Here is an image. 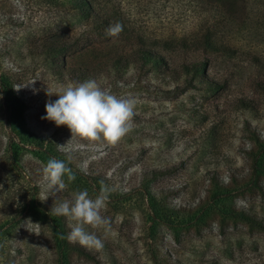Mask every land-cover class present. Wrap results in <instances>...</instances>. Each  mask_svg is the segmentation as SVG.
I'll return each mask as SVG.
<instances>
[{
	"label": "rangeland",
	"instance_id": "obj_1",
	"mask_svg": "<svg viewBox=\"0 0 264 264\" xmlns=\"http://www.w3.org/2000/svg\"><path fill=\"white\" fill-rule=\"evenodd\" d=\"M113 2L135 35L188 49L162 50L158 67L72 0H0V79L21 125L14 136L0 92V264H264V0ZM208 32L227 51L197 48ZM193 63L205 68L185 73ZM88 79L136 101L116 144L68 142L41 119L47 92ZM50 158L75 176L57 193L40 184ZM80 191H106L108 223L85 225L102 248L70 243L51 211Z\"/></svg>",
	"mask_w": 264,
	"mask_h": 264
},
{
	"label": "clouds",
	"instance_id": "obj_2",
	"mask_svg": "<svg viewBox=\"0 0 264 264\" xmlns=\"http://www.w3.org/2000/svg\"><path fill=\"white\" fill-rule=\"evenodd\" d=\"M122 30V25L116 23L105 31L106 35L115 36ZM20 88L18 85L16 90ZM47 94L58 98L46 103V115L41 119L51 121L57 127L66 126L71 133L68 142L79 139L96 146L116 144L132 127L135 99L113 94L96 79L60 85L54 92ZM63 146L58 145L61 149ZM65 174H68L69 180L75 179L64 161L50 158L41 169L40 184L46 190L57 193L66 188L63 180ZM106 201V191H102L95 199L89 198L87 191H80L73 194L71 201L64 200L52 207L51 211L69 221L70 231L66 238L70 243L102 248V241L95 234L87 232L85 225L99 227L108 223L100 214Z\"/></svg>",
	"mask_w": 264,
	"mask_h": 264
},
{
	"label": "trees",
	"instance_id": "obj_3",
	"mask_svg": "<svg viewBox=\"0 0 264 264\" xmlns=\"http://www.w3.org/2000/svg\"><path fill=\"white\" fill-rule=\"evenodd\" d=\"M71 10L84 19L91 20L94 29L97 30V34L102 37H112L106 35L105 30L110 25L114 26L116 23L121 24L123 30L118 35L123 38L126 37V40H130L131 44H138L139 49L133 50L136 56L144 62L151 61L158 67L167 65L165 58L161 54L162 50L165 52H176L179 49H188L189 46L186 39H154V41H149L145 36H141V34L135 35L134 30L132 31L128 25V21L121 17L119 4H115L113 0H72ZM195 45L197 48L207 46L212 49L214 53L227 51V48L212 42L209 32L206 33L201 40H196ZM114 61L119 63L120 59L117 58ZM203 65L204 64L199 65L193 63L184 65L182 69L187 74L192 73V75H197L205 68ZM0 92L2 96H4L5 107L10 115V128L15 132L14 136L21 137V135H19L21 134V125L19 123L20 110L14 105L12 88L5 83L4 78L0 79Z\"/></svg>",
	"mask_w": 264,
	"mask_h": 264
}]
</instances>
